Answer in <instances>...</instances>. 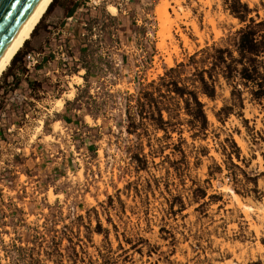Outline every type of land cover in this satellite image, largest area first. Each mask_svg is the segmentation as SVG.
I'll use <instances>...</instances> for the list:
<instances>
[{
	"label": "rangeland",
	"instance_id": "1",
	"mask_svg": "<svg viewBox=\"0 0 264 264\" xmlns=\"http://www.w3.org/2000/svg\"><path fill=\"white\" fill-rule=\"evenodd\" d=\"M74 1L65 17L54 0L19 49L38 57L17 86V61L0 75L1 94L26 96L2 98L0 264H264V97L214 75L203 128L170 93L164 130L135 101L178 63L188 83L206 46L236 55L229 38L264 23V0Z\"/></svg>",
	"mask_w": 264,
	"mask_h": 264
},
{
	"label": "trees",
	"instance_id": "2",
	"mask_svg": "<svg viewBox=\"0 0 264 264\" xmlns=\"http://www.w3.org/2000/svg\"><path fill=\"white\" fill-rule=\"evenodd\" d=\"M54 0L49 4L46 11L49 9ZM67 8L64 16L70 17L78 4L74 0H67ZM245 8V6H243ZM246 9V8H245ZM36 27V26H35ZM35 29V28H34ZM33 29V30H34ZM32 30V31H33ZM264 23L261 21L255 22L253 19H248V24L236 30L229 38L233 51L226 46H216L211 44L193 53L188 60L194 65L193 72L185 77L188 83L179 80L181 70H184L186 64L178 63L176 66L169 68L162 76L158 77V81L148 83V90H142L140 95L135 99L139 107L138 113H144V117L150 121L153 126L164 130V126L170 122L171 117L168 116L166 108L169 110L171 104L169 99L170 93L175 98L183 102V110L190 117L188 122L198 128H203L206 124L205 115L203 113L202 104L198 100L199 95L207 98L214 96V75H220L228 84H232V90L238 91L235 85V80H239L241 84L251 86V94L256 97H264V69L260 70L258 57L264 55ZM25 44V42H24ZM23 44V45H24ZM19 51V50H18ZM17 53L10 61V65L18 59ZM196 56H198L196 58ZM21 63V61H20ZM18 63L15 72L7 74L11 77V86L16 87L19 81V74L23 72V65ZM198 65H201L198 67ZM204 74L206 77H204ZM9 86V84H8ZM161 87L164 88L162 91ZM12 88H8V91ZM6 91L2 92L0 97V109L3 107V96ZM7 91V92H8ZM147 109V110H146ZM161 110L167 113V119H163ZM171 112V111H170ZM129 117V116H128ZM129 119L128 127H134V122Z\"/></svg>",
	"mask_w": 264,
	"mask_h": 264
},
{
	"label": "bare ground",
	"instance_id": "3",
	"mask_svg": "<svg viewBox=\"0 0 264 264\" xmlns=\"http://www.w3.org/2000/svg\"><path fill=\"white\" fill-rule=\"evenodd\" d=\"M51 2L52 0H39V2L36 4L32 12L30 13V15L27 17V19L25 20L21 28L18 30V32L16 33V35L14 36L10 44L7 46V48L1 55L0 75L3 73V71H5L7 66L10 64L11 59L17 53V51L23 46L24 42L30 38L32 30L38 24V22L40 21L41 17L45 13L47 7L49 6ZM166 4L167 3L165 2L163 6L160 7L162 8V10H160V14L163 16H164V13H166V10H165V7L167 6ZM116 9L117 8H115L113 5H108L107 7V11L113 15L115 14ZM172 10L173 12H175L173 8ZM167 63H169L170 65L169 58H168ZM73 83L74 82L70 83L71 90L69 91L70 93H68L69 94L68 96H71L73 93V87H72ZM62 103H63V100L61 98L56 100L54 107H56L57 111L61 108ZM41 124H42V121H40V124L38 125V127H36L35 133L39 132L41 128Z\"/></svg>",
	"mask_w": 264,
	"mask_h": 264
},
{
	"label": "water",
	"instance_id": "4",
	"mask_svg": "<svg viewBox=\"0 0 264 264\" xmlns=\"http://www.w3.org/2000/svg\"><path fill=\"white\" fill-rule=\"evenodd\" d=\"M39 0H0V57Z\"/></svg>",
	"mask_w": 264,
	"mask_h": 264
},
{
	"label": "built area",
	"instance_id": "5",
	"mask_svg": "<svg viewBox=\"0 0 264 264\" xmlns=\"http://www.w3.org/2000/svg\"><path fill=\"white\" fill-rule=\"evenodd\" d=\"M37 57H38V54L33 51H28L25 54H23L22 56L23 67H25V69L27 70H30V68H33L35 64H37ZM3 100L7 103H12V102L21 103V102L26 101V96L18 92L16 88H13L7 92ZM5 105L7 106L8 104H5ZM6 106H4V103H3L2 109ZM2 109H0V115L2 114V111H3Z\"/></svg>",
	"mask_w": 264,
	"mask_h": 264
},
{
	"label": "crops",
	"instance_id": "6",
	"mask_svg": "<svg viewBox=\"0 0 264 264\" xmlns=\"http://www.w3.org/2000/svg\"><path fill=\"white\" fill-rule=\"evenodd\" d=\"M7 85H8V84H7ZM0 90H1V89H0ZM6 92H7V91H6ZM0 95H1V92H0ZM5 96H6V95H5ZM5 96H4V97H5Z\"/></svg>",
	"mask_w": 264,
	"mask_h": 264
}]
</instances>
